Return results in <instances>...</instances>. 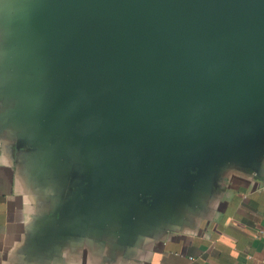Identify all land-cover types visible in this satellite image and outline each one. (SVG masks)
<instances>
[{"label": "water", "instance_id": "water-1", "mask_svg": "<svg viewBox=\"0 0 264 264\" xmlns=\"http://www.w3.org/2000/svg\"><path fill=\"white\" fill-rule=\"evenodd\" d=\"M0 140L46 263L198 231L264 177V0H0Z\"/></svg>", "mask_w": 264, "mask_h": 264}, {"label": "crops", "instance_id": "crops-1", "mask_svg": "<svg viewBox=\"0 0 264 264\" xmlns=\"http://www.w3.org/2000/svg\"><path fill=\"white\" fill-rule=\"evenodd\" d=\"M7 141L0 140V264H49L28 240L36 206L26 190ZM17 148H15V153ZM214 217L196 232L170 235L128 264H264V177L230 174L220 188ZM52 264L96 263L86 254L65 252Z\"/></svg>", "mask_w": 264, "mask_h": 264}, {"label": "built area", "instance_id": "built-area-1", "mask_svg": "<svg viewBox=\"0 0 264 264\" xmlns=\"http://www.w3.org/2000/svg\"><path fill=\"white\" fill-rule=\"evenodd\" d=\"M189 264H194L195 263V258L193 256L189 257Z\"/></svg>", "mask_w": 264, "mask_h": 264}]
</instances>
